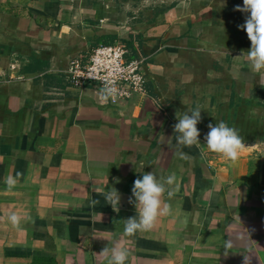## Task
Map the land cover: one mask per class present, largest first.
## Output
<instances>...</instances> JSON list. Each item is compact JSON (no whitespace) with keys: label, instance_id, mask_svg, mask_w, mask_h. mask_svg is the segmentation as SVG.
Masks as SVG:
<instances>
[{"label":"crops","instance_id":"1","mask_svg":"<svg viewBox=\"0 0 264 264\" xmlns=\"http://www.w3.org/2000/svg\"><path fill=\"white\" fill-rule=\"evenodd\" d=\"M205 1L0 0V264H108L105 247L129 248L126 264H264V72L243 0ZM119 37L144 93L112 104L69 84L72 59ZM196 107L200 142L178 145L176 113ZM219 121L246 146L234 161L204 142ZM144 171L175 174L170 211L129 234Z\"/></svg>","mask_w":264,"mask_h":264},{"label":"clouds","instance_id":"2","mask_svg":"<svg viewBox=\"0 0 264 264\" xmlns=\"http://www.w3.org/2000/svg\"><path fill=\"white\" fill-rule=\"evenodd\" d=\"M236 8L248 13L244 23L238 27L243 28L250 41V47L247 49L249 67L255 72H264V0H243V5H237ZM201 110L200 107H196L180 115L176 113L177 122L173 128L178 145L192 146L200 142V129L197 124L201 120ZM208 129L204 142L212 152L234 161L240 151L246 147L238 130L224 121L214 125L209 123ZM178 156L182 159L189 158L183 151H178ZM19 175L16 173L15 176L7 178L6 184L10 189L17 183ZM175 179V174L157 177L152 171H144L133 181L131 191L136 215L125 219L124 230L127 233L134 234L137 230L150 229L162 212L170 211L167 203L162 207L161 198L166 192V186L173 185ZM167 194L169 197L173 195L171 190H167ZM106 200L111 206H118L120 195L115 188L111 187L107 191ZM9 220L13 225L18 226L21 217L12 213ZM101 251L105 253L108 264H126L131 255L130 249L126 247H105Z\"/></svg>","mask_w":264,"mask_h":264},{"label":"built area","instance_id":"3","mask_svg":"<svg viewBox=\"0 0 264 264\" xmlns=\"http://www.w3.org/2000/svg\"><path fill=\"white\" fill-rule=\"evenodd\" d=\"M66 78L75 88L99 91L112 104L144 93L147 84L144 58L121 37L96 44L84 59H72Z\"/></svg>","mask_w":264,"mask_h":264},{"label":"rangeland","instance_id":"4","mask_svg":"<svg viewBox=\"0 0 264 264\" xmlns=\"http://www.w3.org/2000/svg\"><path fill=\"white\" fill-rule=\"evenodd\" d=\"M224 1H225V0H224ZM227 1H228V0H227ZM205 2L207 3V2H210V1L207 0V1H205ZM192 9H194V10H192ZM192 9H191L192 12L196 11V7L192 8Z\"/></svg>","mask_w":264,"mask_h":264}]
</instances>
